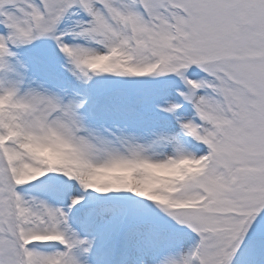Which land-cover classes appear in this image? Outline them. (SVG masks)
<instances>
[{"label":"snow or ice","instance_id":"obj_1","mask_svg":"<svg viewBox=\"0 0 264 264\" xmlns=\"http://www.w3.org/2000/svg\"><path fill=\"white\" fill-rule=\"evenodd\" d=\"M0 264H264V0H0Z\"/></svg>","mask_w":264,"mask_h":264}]
</instances>
